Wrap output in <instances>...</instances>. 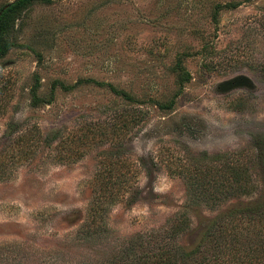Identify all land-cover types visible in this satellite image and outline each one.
Listing matches in <instances>:
<instances>
[{"label": "rangeland", "instance_id": "obj_1", "mask_svg": "<svg viewBox=\"0 0 264 264\" xmlns=\"http://www.w3.org/2000/svg\"><path fill=\"white\" fill-rule=\"evenodd\" d=\"M6 36L0 264L209 255L217 226L264 244V0H31ZM108 176L114 199L98 197Z\"/></svg>", "mask_w": 264, "mask_h": 264}, {"label": "trees", "instance_id": "obj_2", "mask_svg": "<svg viewBox=\"0 0 264 264\" xmlns=\"http://www.w3.org/2000/svg\"><path fill=\"white\" fill-rule=\"evenodd\" d=\"M28 1L31 0H14L13 2L8 3L5 9L2 10V8H0V10H2V12L0 13V58L4 57L13 45L12 42L6 36L7 24L10 21L14 22L16 13ZM108 87L115 93H119L125 97H129L124 91L118 90L110 84H108ZM36 89H37V84L34 86V88L31 89L32 103L34 105H37L42 101L41 97L37 96ZM231 165L228 166L227 168H231ZM110 168L111 166H109L107 169L109 172L111 171ZM195 170L196 168L192 167V171ZM190 173L191 172L189 170V174ZM234 175L235 177L233 178V181L231 180V182L233 183V185L232 184L230 185L231 188L234 187V188L244 189L248 187L247 182L244 183L242 181V177L238 172V169L235 171ZM100 181L102 184L100 185L99 190L100 192H105L106 195L99 193L98 197L99 198L107 197L109 199L111 198L114 199V197H116V195L113 194V185L115 182L110 181V176L106 177L105 181L102 180ZM116 183L118 184V186H121L125 182L119 181ZM202 183L204 182L202 181L196 182L195 180L194 181L189 180V184L191 185L192 188V193L195 191L198 194H201L202 197H204V199L207 201H214L216 193L219 191L223 192V187H219V188L217 187L220 185V183L219 184L217 183V186H211L209 184L200 186V184ZM226 192H229V190H226ZM99 208L100 207L98 201L93 200L92 204L89 207V210H93V212H95L98 211ZM258 216L260 219H263L264 221V212L260 213ZM224 229H226L225 226L224 227L217 226V229H214L215 238H216L214 240L215 243L213 247L214 250L209 255L206 254L199 255L200 250L198 246L193 247L189 250H184L177 244H171V243L169 244L165 242L161 245H157L156 248L149 253L148 259L152 261V264H223V263L231 264L233 259L237 258V256L239 257L245 256L249 264H264V244H258L256 242L255 234L252 235V237L255 239L254 243H245L246 240H243V238L240 239L239 238L240 234L237 232H232V234H230L231 235L230 239L224 240V238L226 237ZM214 232H212L211 235H213ZM261 240L264 241V236L262 237ZM225 242H228L229 244L226 245ZM242 244L246 247L244 248L243 253L240 252V249L242 248L241 247Z\"/></svg>", "mask_w": 264, "mask_h": 264}, {"label": "water", "instance_id": "obj_3", "mask_svg": "<svg viewBox=\"0 0 264 264\" xmlns=\"http://www.w3.org/2000/svg\"><path fill=\"white\" fill-rule=\"evenodd\" d=\"M5 9V8H2V10ZM2 10H0V13L2 12Z\"/></svg>", "mask_w": 264, "mask_h": 264}]
</instances>
